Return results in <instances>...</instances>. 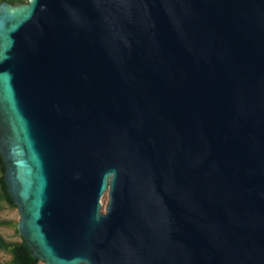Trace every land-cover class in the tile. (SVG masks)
<instances>
[{"label": "water", "instance_id": "water-1", "mask_svg": "<svg viewBox=\"0 0 264 264\" xmlns=\"http://www.w3.org/2000/svg\"><path fill=\"white\" fill-rule=\"evenodd\" d=\"M0 156L44 264H264V0L0 1Z\"/></svg>", "mask_w": 264, "mask_h": 264}, {"label": "trees", "instance_id": "trees-1", "mask_svg": "<svg viewBox=\"0 0 264 264\" xmlns=\"http://www.w3.org/2000/svg\"><path fill=\"white\" fill-rule=\"evenodd\" d=\"M3 1V0H0ZM11 3H18L22 0H6ZM4 163L0 156V210L4 207L16 208L12 197L8 194L5 182L3 181ZM20 241L9 242L0 236V250H5L10 253V259L0 264H37L40 259L35 258L24 243V239L20 236Z\"/></svg>", "mask_w": 264, "mask_h": 264}, {"label": "rangeland", "instance_id": "rangeland-1", "mask_svg": "<svg viewBox=\"0 0 264 264\" xmlns=\"http://www.w3.org/2000/svg\"><path fill=\"white\" fill-rule=\"evenodd\" d=\"M25 1L27 0H22L21 2H25ZM106 199L107 196L104 194L101 199L103 204L105 203ZM18 219H19V214L17 208L4 207L3 209L0 210V236H2L6 241L9 242L20 241L21 238L16 228ZM9 259H10V253L5 250H0V262H5ZM37 264H44V262L41 260Z\"/></svg>", "mask_w": 264, "mask_h": 264}]
</instances>
